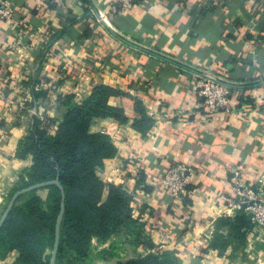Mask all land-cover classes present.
<instances>
[{
    "label": "crops",
    "instance_id": "obj_1",
    "mask_svg": "<svg viewBox=\"0 0 264 264\" xmlns=\"http://www.w3.org/2000/svg\"><path fill=\"white\" fill-rule=\"evenodd\" d=\"M12 1L13 23L0 19V211L33 164L31 154L18 157L16 149L34 118L52 134L67 109L56 97L83 99L106 85L119 92L109 104L122 108L127 120L91 122L90 131L107 134L116 148L96 175L104 184L102 199L110 184L132 197L134 223L106 241L93 238L94 255L104 249L114 254L93 264L164 252L176 264H264V228L236 234L222 222L240 214L230 189L235 172L249 183L264 174V8L258 0H138L109 16L139 44L241 83L231 88L234 110L211 117L194 89L195 73L113 36L90 0L48 7ZM94 1L109 13V0ZM36 85L47 93L45 102L35 100ZM137 102L152 120L145 130L134 127ZM177 162L190 167L193 180L175 201L157 181ZM36 193L46 201V187ZM17 255H0V264H12Z\"/></svg>",
    "mask_w": 264,
    "mask_h": 264
},
{
    "label": "trees",
    "instance_id": "obj_2",
    "mask_svg": "<svg viewBox=\"0 0 264 264\" xmlns=\"http://www.w3.org/2000/svg\"><path fill=\"white\" fill-rule=\"evenodd\" d=\"M117 93L112 87L96 85L83 99L71 95L56 97L61 106H67L57 130L48 133L43 126L45 121L41 123L34 118L29 134L17 145L16 155L31 154L33 164L19 176L7 195L9 199L20 189L57 177L64 190L65 209L56 264H93L95 257L111 260L114 254L110 250L93 254L92 239L106 241L118 230L134 223L132 197L122 187L110 184L108 196L102 199L104 184L96 170L114 156L116 148L107 134L90 131L94 118L127 120L122 108L109 104V99ZM34 98L37 102H45L48 95L44 90L35 91ZM135 107L140 118L134 127L145 130L152 120L138 102ZM45 120L48 122L47 118ZM46 189V201L37 195V190L20 195L0 227V255L18 254L12 264H50L62 194L57 185ZM222 222L229 224L236 234H240L243 227L247 230L252 226L242 209L232 222L227 219ZM136 233L140 239V233ZM115 264L176 263L170 252H164L140 254L117 260Z\"/></svg>",
    "mask_w": 264,
    "mask_h": 264
},
{
    "label": "built area",
    "instance_id": "obj_3",
    "mask_svg": "<svg viewBox=\"0 0 264 264\" xmlns=\"http://www.w3.org/2000/svg\"><path fill=\"white\" fill-rule=\"evenodd\" d=\"M60 0H37L38 4L48 7ZM138 0H109V16L119 12L127 11L133 7ZM258 6L264 8V0L257 1ZM16 7L12 0H0V19L10 24L14 21ZM210 73L226 78L208 69H203ZM227 79V78H226ZM194 89L203 97V108L208 116H213L220 111L231 112L234 110L232 102V89L222 83H218L198 74L193 75ZM37 90H41L40 85H36ZM52 100V99H50ZM33 115L37 114L36 108L31 110ZM264 138V128L262 131ZM193 180V173L190 167L184 162L169 164L160 179L157 181L158 187L165 191L172 200H183L188 186ZM231 193L236 201V206L242 209L248 217L250 224L254 228H264V174L256 182H247L240 171L235 172L231 181Z\"/></svg>",
    "mask_w": 264,
    "mask_h": 264
},
{
    "label": "water",
    "instance_id": "obj_4",
    "mask_svg": "<svg viewBox=\"0 0 264 264\" xmlns=\"http://www.w3.org/2000/svg\"><path fill=\"white\" fill-rule=\"evenodd\" d=\"M92 3V7H93V12L95 13V15L97 16V18L99 19V21L104 25V27L115 37H117L118 39H120L121 41L127 43L128 45L136 48V49H141L144 50L148 53H151L153 55H156L170 63H173L179 67L184 68L185 70L191 71L195 74L201 75L203 77L209 78L213 81H216L218 83H222L230 88H239L242 87V84L236 81H232L226 78H222L220 76H217L215 74L210 73V76L208 75L209 73L203 69L194 67L192 65H189L187 63H184L182 61H179L169 55H166L164 53L158 52L156 50H153L149 47H146L144 45L139 44L138 42L134 41L133 39L127 37L126 35L122 34L120 31H118L113 24L111 23V21L105 16V14L103 13V11L101 10L100 7L97 6V4L95 3L94 0H90ZM50 185H57L60 190H61V194H62V200H61V204H60V210L56 219V224H55V238H54V244H53V249H52V253H51V261L50 264H56V256H57V251H58V247H59V241H60V224H61V220L64 214V209H65V195H64V190L63 187L59 181V178L57 177L56 179L50 180V181H44V182H40V183H36L33 185H30L26 188L20 189L18 191H16L11 198L9 199L7 205L5 206L1 216H0V227L2 226V224L5 221V218L7 217L9 211L11 210V208L13 207V205L15 204V202L17 201L18 197L22 194H25L27 192H30L32 190H37L40 188H45L47 186Z\"/></svg>",
    "mask_w": 264,
    "mask_h": 264
},
{
    "label": "rangeland",
    "instance_id": "obj_5",
    "mask_svg": "<svg viewBox=\"0 0 264 264\" xmlns=\"http://www.w3.org/2000/svg\"><path fill=\"white\" fill-rule=\"evenodd\" d=\"M9 192H10V191H9ZM9 192H8V193H9ZM8 193H7L6 196H5L4 206H3L2 210L0 211V216H1V214H2V212H3V210H4V208H5V206L7 205L8 201H9V197H7Z\"/></svg>",
    "mask_w": 264,
    "mask_h": 264
}]
</instances>
